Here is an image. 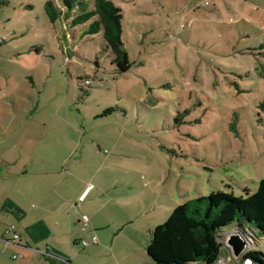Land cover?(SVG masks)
Instances as JSON below:
<instances>
[{
	"label": "rangeland",
	"instance_id": "1",
	"mask_svg": "<svg viewBox=\"0 0 264 264\" xmlns=\"http://www.w3.org/2000/svg\"><path fill=\"white\" fill-rule=\"evenodd\" d=\"M48 1L62 6V0L0 5V177L33 174L46 162L58 167L76 144L89 145L99 163L120 160L119 168L103 171L129 170L135 198L153 203L136 219L142 225L163 224L189 199L258 189L264 0H112L123 11L132 62L123 73L102 33L51 22ZM110 106L116 111L100 117ZM187 108L186 123L176 125ZM7 161L16 166L4 168ZM251 230L264 247V236Z\"/></svg>",
	"mask_w": 264,
	"mask_h": 264
},
{
	"label": "crops",
	"instance_id": "2",
	"mask_svg": "<svg viewBox=\"0 0 264 264\" xmlns=\"http://www.w3.org/2000/svg\"><path fill=\"white\" fill-rule=\"evenodd\" d=\"M88 149L76 144L69 161L65 158L58 167L46 162L44 170L33 174L11 171L0 177V264H154L147 247L157 225L136 223L152 211L153 203L135 198V177L129 170L103 171L119 168L120 160L110 156L99 163ZM6 163L4 168L16 166ZM82 214L89 217L86 232L81 229ZM12 224L21 245H5V230ZM93 235L97 242L91 241ZM16 253L18 259L13 258ZM222 256L231 261L228 250Z\"/></svg>",
	"mask_w": 264,
	"mask_h": 264
},
{
	"label": "trees",
	"instance_id": "3",
	"mask_svg": "<svg viewBox=\"0 0 264 264\" xmlns=\"http://www.w3.org/2000/svg\"><path fill=\"white\" fill-rule=\"evenodd\" d=\"M3 2L0 0V5ZM46 12L51 22L62 19L68 24L67 28L84 25L83 35L102 33L118 71L123 73L132 68L123 39V11L112 0H62V6L48 1ZM35 50L41 52L42 48L36 46ZM88 80L91 81L86 79L85 85L92 86ZM115 111L116 107L110 106L100 117ZM190 111L187 108L180 112L175 124L186 123L185 117ZM232 224L233 228L224 230ZM251 226L257 228L259 236H264V178L255 192L246 195L218 190L179 204L166 222L153 229L147 251L154 264H199L202 261L216 264L227 249L221 239L234 230L244 238L248 236L252 243L244 258L249 257L254 264H264V247L258 248L260 238L252 232Z\"/></svg>",
	"mask_w": 264,
	"mask_h": 264
},
{
	"label": "built area",
	"instance_id": "4",
	"mask_svg": "<svg viewBox=\"0 0 264 264\" xmlns=\"http://www.w3.org/2000/svg\"><path fill=\"white\" fill-rule=\"evenodd\" d=\"M88 83H90V81H87ZM91 187H93V184H89L88 188L90 189ZM84 194L80 197V200H83L84 198ZM89 228V217L87 214H82L81 215V229L82 231L86 232ZM235 232L234 230H230L228 231L225 236L221 239L225 245L227 246V249L230 253V257H231V261L227 260V258L225 256H221L220 259L218 260V262L216 264H254L252 259H250L249 257H245L244 258V253L249 250L250 248H252V243L250 242L248 236H245V240L247 242V247L246 250L244 251L243 255L241 257H236L231 248L227 245L226 239L227 236L232 233ZM5 238H4V242L6 246H15V245H21L22 244V237L20 235V233L18 232L16 226L14 224L8 226L5 230ZM98 238L96 235H93L91 237V241L92 242H97ZM81 243L83 245H88L89 241L88 240H82ZM20 257V254L16 253L13 255L14 259H18ZM234 262H233V260Z\"/></svg>",
	"mask_w": 264,
	"mask_h": 264
},
{
	"label": "water",
	"instance_id": "5",
	"mask_svg": "<svg viewBox=\"0 0 264 264\" xmlns=\"http://www.w3.org/2000/svg\"><path fill=\"white\" fill-rule=\"evenodd\" d=\"M226 242L236 257H241L247 247L245 238L238 231L230 233L227 236Z\"/></svg>",
	"mask_w": 264,
	"mask_h": 264
}]
</instances>
